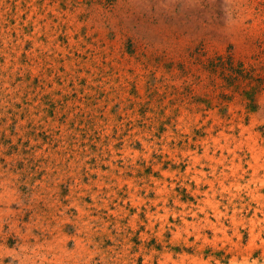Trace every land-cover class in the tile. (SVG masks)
I'll return each instance as SVG.
<instances>
[{"label":"rangeland","instance_id":"374dc122","mask_svg":"<svg viewBox=\"0 0 264 264\" xmlns=\"http://www.w3.org/2000/svg\"><path fill=\"white\" fill-rule=\"evenodd\" d=\"M0 264H264V0H0Z\"/></svg>","mask_w":264,"mask_h":264}]
</instances>
